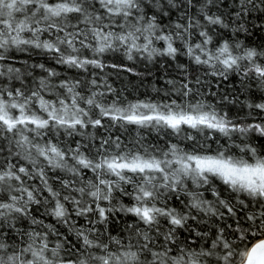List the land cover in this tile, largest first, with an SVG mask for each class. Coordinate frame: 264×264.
<instances>
[{
  "label": "snow or ice",
  "instance_id": "snow-or-ice-1",
  "mask_svg": "<svg viewBox=\"0 0 264 264\" xmlns=\"http://www.w3.org/2000/svg\"><path fill=\"white\" fill-rule=\"evenodd\" d=\"M0 264H264V0H0Z\"/></svg>",
  "mask_w": 264,
  "mask_h": 264
},
{
  "label": "trees",
  "instance_id": "trees-1",
  "mask_svg": "<svg viewBox=\"0 0 264 264\" xmlns=\"http://www.w3.org/2000/svg\"><path fill=\"white\" fill-rule=\"evenodd\" d=\"M255 42H260L261 37L256 36L254 37ZM150 70V71H149ZM137 71L143 73V76L136 77L132 76L127 73L121 74V80L125 85H128L129 89L133 91L134 94H140L142 96L143 93L148 92L151 94V89L153 85L156 87L163 86V81L159 79L162 75H165L164 70L159 67V64L156 65H149L148 68H145L143 65L138 66ZM172 69L169 68L167 75H172ZM121 80H117V85H120ZM141 80L144 81L143 84H141ZM126 95L128 93H125ZM129 98H133V96H129Z\"/></svg>",
  "mask_w": 264,
  "mask_h": 264
}]
</instances>
